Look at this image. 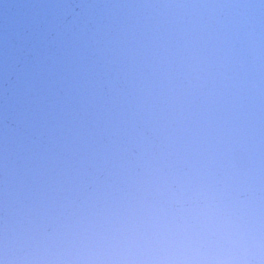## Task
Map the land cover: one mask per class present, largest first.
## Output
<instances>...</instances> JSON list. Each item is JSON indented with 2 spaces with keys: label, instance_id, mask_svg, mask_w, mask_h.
Instances as JSON below:
<instances>
[{
  "label": "snow or ice",
  "instance_id": "1",
  "mask_svg": "<svg viewBox=\"0 0 264 264\" xmlns=\"http://www.w3.org/2000/svg\"><path fill=\"white\" fill-rule=\"evenodd\" d=\"M171 4L183 6L113 0L91 5L96 17L53 41L32 32L37 58L2 101L0 264H264V104L257 153L245 165L193 148L165 103L141 87L149 61L138 45L152 27L143 10ZM19 7L30 11L6 19L5 31L21 36L51 8ZM243 8L258 38L253 70L264 99V0ZM149 196L167 205L150 231L121 222L122 208L146 206ZM152 240L175 250L147 255Z\"/></svg>",
  "mask_w": 264,
  "mask_h": 264
},
{
  "label": "water",
  "instance_id": "2",
  "mask_svg": "<svg viewBox=\"0 0 264 264\" xmlns=\"http://www.w3.org/2000/svg\"><path fill=\"white\" fill-rule=\"evenodd\" d=\"M113 0H0V121L3 99L25 68L37 58L32 32L45 43L71 31L84 18L96 17L100 10L91 5ZM183 6L146 8L152 27L147 39L138 46L148 58L144 67L145 83L141 85L165 103L176 119L177 135L196 149L214 150L221 159H236L250 165L259 143L260 112L264 104L259 80L254 72L258 64V38L250 35L242 15L243 0H190ZM21 5H49L38 12L39 22L27 35L5 31L6 19L24 17L30 10ZM82 6L77 8V6ZM197 5V6H193ZM211 5V6H210ZM227 18L228 24L216 25ZM202 20L214 25L208 33ZM242 66L239 79L235 69ZM142 199L143 194H140ZM243 199V197H241ZM141 207L134 200L120 210L121 222L135 224L139 231L150 225L160 209L167 208L159 198L145 200ZM175 246L152 240L145 248L147 255L164 257Z\"/></svg>",
  "mask_w": 264,
  "mask_h": 264
}]
</instances>
